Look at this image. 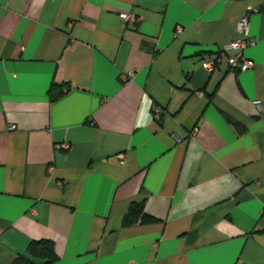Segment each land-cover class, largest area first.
I'll return each mask as SVG.
<instances>
[{
	"label": "crops",
	"instance_id": "obj_1",
	"mask_svg": "<svg viewBox=\"0 0 264 264\" xmlns=\"http://www.w3.org/2000/svg\"><path fill=\"white\" fill-rule=\"evenodd\" d=\"M134 202L156 221L124 225ZM40 239L48 264H264V0H0V264Z\"/></svg>",
	"mask_w": 264,
	"mask_h": 264
},
{
	"label": "built area",
	"instance_id": "obj_2",
	"mask_svg": "<svg viewBox=\"0 0 264 264\" xmlns=\"http://www.w3.org/2000/svg\"><path fill=\"white\" fill-rule=\"evenodd\" d=\"M124 21L130 25V26H136L139 19L134 14L130 13H122L121 14ZM178 29L180 30L181 27L178 26ZM238 32L240 34V38L230 41L227 44H225L222 47V52L226 56V62L230 69L233 70H247L249 68H252L254 65V61L247 58L244 54V50L250 46L254 45L256 43V39H254L251 36L250 31V16L249 12L241 16V18L238 21ZM221 57L219 55H216L208 60L205 61V69L208 72H212L216 66L220 63ZM135 73L133 71H129L126 74H124L125 79H133ZM256 105L261 106L262 101L257 100L254 102ZM155 111L157 113H160L161 110L159 108H155ZM11 128H16V125H12Z\"/></svg>",
	"mask_w": 264,
	"mask_h": 264
},
{
	"label": "trees",
	"instance_id": "obj_3",
	"mask_svg": "<svg viewBox=\"0 0 264 264\" xmlns=\"http://www.w3.org/2000/svg\"><path fill=\"white\" fill-rule=\"evenodd\" d=\"M153 221H156V218L144 211V203L134 202L125 214L123 224L128 226ZM58 259L55 243L49 239H40L32 240L26 253L20 254L12 264H48Z\"/></svg>",
	"mask_w": 264,
	"mask_h": 264
}]
</instances>
